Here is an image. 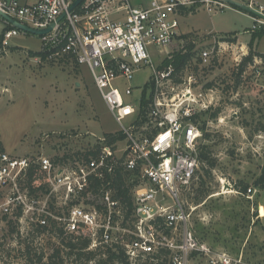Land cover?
Masks as SVG:
<instances>
[{
	"label": "built area",
	"instance_id": "2783aa9c",
	"mask_svg": "<svg viewBox=\"0 0 264 264\" xmlns=\"http://www.w3.org/2000/svg\"><path fill=\"white\" fill-rule=\"evenodd\" d=\"M76 1L0 0V10L35 30L54 24L39 36L36 61L86 67L124 138H98L97 148L73 159L32 160L9 153L0 133V231L58 243L86 238L90 250L120 249L131 264H190L197 256L210 264H259L199 240L181 202L202 167L198 116L214 105L212 95L195 92L193 68H213L215 55L227 51L219 43L176 66V54L187 52L181 20L198 11H244L224 0H83L70 11ZM235 1L264 16V5ZM247 14L252 33L264 30L263 18ZM5 25L11 28L1 35L2 53L13 38L30 35ZM145 69L151 75L139 88L135 80ZM241 76L258 82L264 58L255 56Z\"/></svg>",
	"mask_w": 264,
	"mask_h": 264
},
{
	"label": "rangeland",
	"instance_id": "374dc122",
	"mask_svg": "<svg viewBox=\"0 0 264 264\" xmlns=\"http://www.w3.org/2000/svg\"><path fill=\"white\" fill-rule=\"evenodd\" d=\"M149 1L146 0L148 4ZM200 12L182 19V25L212 28L224 37H218L216 42L212 36L191 34L184 38L185 55L198 58L207 48L217 46L218 50L219 43H226L227 48L215 55L213 68H193L198 79L195 92L212 95L214 103L198 116V122L210 135L208 139L201 138L200 151L209 147L216 167L211 177L201 168L181 202L199 240L233 255L242 253L246 262L264 264V190L254 185L264 168V77L256 82L249 76L244 81L239 74V61L251 49L248 44L252 35L245 31L252 28L253 22L241 11L226 10L213 15ZM4 24L0 17V38ZM231 33L239 36L240 43L247 44L245 50L230 42ZM252 41L254 52L264 54V36L253 37ZM41 47L39 36L22 34L10 41L7 52L3 51L0 57V133L6 150L32 160L43 155L73 159L97 148L98 138L118 136L120 126L88 69L36 61L33 54L40 52ZM174 50L183 49L180 45ZM150 75L148 69L143 70L135 85L141 88ZM124 124L129 126V122ZM241 183L248 185L246 194L238 192ZM203 191H208L207 197L199 200ZM29 237L21 239L14 228L0 231V264H37L39 256L44 255L46 261L65 245L48 236ZM28 244L32 249L30 258L24 248ZM190 264L210 263L197 256Z\"/></svg>",
	"mask_w": 264,
	"mask_h": 264
},
{
	"label": "trees",
	"instance_id": "16d2710c",
	"mask_svg": "<svg viewBox=\"0 0 264 264\" xmlns=\"http://www.w3.org/2000/svg\"><path fill=\"white\" fill-rule=\"evenodd\" d=\"M10 26H5L3 29V32L7 29H10ZM255 37H262L264 36V30H260L257 32H254ZM231 42H236L235 39H230ZM3 53L0 51V57H2ZM34 56H39L40 53H34ZM190 54H186L183 56H177L176 57V66H182L184 65L185 61L187 59H190ZM255 56L263 57V54H257L252 49L249 52V55L245 57L240 65L239 74L244 72L247 65L251 63ZM147 90V89H146ZM148 101L146 98V91L144 93V101H143V107L147 106ZM203 130V137L209 138V134L206 132V128L202 126ZM110 136L112 140L123 139L124 137L122 135L118 136ZM201 162H202V170L204 173L208 176H212V171L216 167V160L214 158H211L209 154V147H202L201 149ZM119 185H124V182L122 178H119L118 181ZM256 188H260L261 190H264V168L262 170L261 176L255 181L254 183ZM239 192L241 194H246L248 190V185L240 184L238 186ZM128 192V191H125ZM208 191L201 192V196H199V200H204L206 196V193ZM125 202H130V196H122ZM65 244L62 247L57 248L55 252L50 255L46 261H44V255H41L37 258V264H131L126 257L125 253L122 250H113L111 248H98L95 250H90V240L86 238H79L75 242L68 241L65 242ZM25 252L27 254V257L30 258L32 254L31 245L28 244L25 247ZM67 250V251H65ZM139 264H168L166 260H158L157 262H146V263H139Z\"/></svg>",
	"mask_w": 264,
	"mask_h": 264
},
{
	"label": "water",
	"instance_id": "95a60500",
	"mask_svg": "<svg viewBox=\"0 0 264 264\" xmlns=\"http://www.w3.org/2000/svg\"><path fill=\"white\" fill-rule=\"evenodd\" d=\"M83 0H77L74 5L70 8V11H72L73 9H75ZM226 2H228L229 4H231L232 6L246 12V13H249L251 15H254V16H257V17H261L264 19V16H262L261 14H259L256 10H254L253 8L243 4V3H240V2H237L235 0H224ZM65 15H63L58 21L62 20L64 18ZM0 17L4 20V22L10 24L12 27L16 28V29H19L21 30L22 32L24 33H27V34H30V35H37V36H43V35H46L48 33L51 32V30L53 29L54 27V24L51 25L48 29L46 30H35V29H32L22 23H19L18 21H16L15 19L7 16L6 14H4L1 10H0Z\"/></svg>",
	"mask_w": 264,
	"mask_h": 264
},
{
	"label": "crops",
	"instance_id": "0c3cea01",
	"mask_svg": "<svg viewBox=\"0 0 264 264\" xmlns=\"http://www.w3.org/2000/svg\"><path fill=\"white\" fill-rule=\"evenodd\" d=\"M246 2H249V1H251V0H245ZM254 2H256V3H258V4H263L264 5V0H254ZM198 13H201L200 11H198V12H193V13H187V14H185L184 15V17H183V19L184 18H186L187 16H189V15H193V17H195L196 15H198ZM206 13H208V12H206ZM209 15H213V14H210V13H208ZM251 21H252V19H251ZM253 22V21H252ZM183 23V22H182ZM182 23H181V28H180V32H181V35H183V38H185V39H187V37H189V35H191V34H198V35H206V36H212V39H215V38H217V37H219V38H221V37H224V36H219L218 35V33L214 30V29H212V28H210V29H202L203 27L202 26H195V25H193V26H189V25H185V24H183L182 25ZM5 25V24H4ZM6 26V25H5ZM4 26V27H5ZM188 26V27H187ZM251 33V39H250V42H249V44H248V46H249V48L251 47V49H252V45L251 44H254L255 43V41H252L253 40V36L255 35V33H252L251 32V29H248L247 31H245V33ZM232 34V33H231ZM191 37V36H190ZM230 38H232V39H235L236 40V42H231L233 45L234 44H238L237 46H242V48H243V50H245V46H247V44H242V43H240L239 42V36L237 35V34H232L231 36H229ZM238 41V42H237ZM255 48H257V43L255 44ZM250 49V50H251ZM253 50V49H252ZM254 51V50H253ZM264 55V54H263Z\"/></svg>",
	"mask_w": 264,
	"mask_h": 264
},
{
	"label": "bare ground",
	"instance_id": "6f19581e",
	"mask_svg": "<svg viewBox=\"0 0 264 264\" xmlns=\"http://www.w3.org/2000/svg\"><path fill=\"white\" fill-rule=\"evenodd\" d=\"M231 191V190H230Z\"/></svg>",
	"mask_w": 264,
	"mask_h": 264
}]
</instances>
